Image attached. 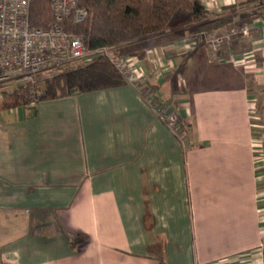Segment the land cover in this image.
I'll list each match as a JSON object with an SVG mask.
<instances>
[{
    "label": "crops",
    "instance_id": "0c3cea01",
    "mask_svg": "<svg viewBox=\"0 0 264 264\" xmlns=\"http://www.w3.org/2000/svg\"><path fill=\"white\" fill-rule=\"evenodd\" d=\"M183 45L132 59L154 91L193 81L190 103H166L185 139L128 82L0 106V264H264L245 70L235 50Z\"/></svg>",
    "mask_w": 264,
    "mask_h": 264
},
{
    "label": "trees",
    "instance_id": "16d2710c",
    "mask_svg": "<svg viewBox=\"0 0 264 264\" xmlns=\"http://www.w3.org/2000/svg\"><path fill=\"white\" fill-rule=\"evenodd\" d=\"M50 4L51 0H30L31 26H49L52 21ZM78 6L85 8L87 15L79 23L69 20L65 26L68 31L80 36L90 49L115 46L117 55L137 60L143 59L148 50L183 41L190 25L196 35H201L231 21L221 14L207 19L208 10L201 0H78ZM226 8L235 11L236 4L223 7ZM246 16L241 14V18ZM126 82L106 57L98 56L88 62L60 68L44 79L42 99L111 88ZM28 103L24 93L3 94L0 106L8 109ZM73 235L80 242L87 239L82 234Z\"/></svg>",
    "mask_w": 264,
    "mask_h": 264
},
{
    "label": "built area",
    "instance_id": "2783aa9c",
    "mask_svg": "<svg viewBox=\"0 0 264 264\" xmlns=\"http://www.w3.org/2000/svg\"><path fill=\"white\" fill-rule=\"evenodd\" d=\"M201 1L207 10L215 7L219 12L231 0ZM50 6L52 21L47 28H40L30 25V0H0L1 97L3 94L24 93L29 101L27 105H34L44 96V79L50 77L53 71L104 56L139 91L147 106L171 132L181 136L179 132L183 123L165 102L156 99L147 76L134 64L135 58L117 55L115 46L90 49L80 36L66 29L69 20L79 23L87 15V10L78 6V0H51ZM9 87L11 89L7 91ZM257 127L260 133L253 138L252 146L264 166V127L258 124Z\"/></svg>",
    "mask_w": 264,
    "mask_h": 264
},
{
    "label": "rangeland",
    "instance_id": "374dc122",
    "mask_svg": "<svg viewBox=\"0 0 264 264\" xmlns=\"http://www.w3.org/2000/svg\"><path fill=\"white\" fill-rule=\"evenodd\" d=\"M231 1L236 3L235 11L222 8L219 13L208 12L207 15V19H212L217 18L218 14H221L220 16L223 18L230 17L231 21L217 29L204 31L201 35H196L197 32L194 31V27L192 31V26L190 25L186 38L180 43L184 44L185 51L190 48L206 50L215 48L220 50L232 49L238 53L239 66L245 70L249 94L253 98L251 100L250 117L256 124L255 133L259 136L257 124L264 127V28L262 30L259 29L264 27L262 26L264 25V0ZM254 12H256V15L253 14ZM241 14L248 16L241 18ZM258 23L260 25H257ZM193 42L196 43V47L192 46L191 43ZM156 82L159 84V81ZM188 83L191 86L182 82L183 85L181 87L180 85H173L170 79L166 84L158 85L155 90L156 99L162 103L169 104L171 107L176 104L177 99L180 97L185 98L187 103H190L193 100L191 92L193 81H188ZM10 89L11 87L7 91ZM177 93H181V95H176ZM186 108L188 109V106ZM188 129V122H183V127L179 132L182 139L187 138ZM191 217L188 214L184 215L183 227L191 223Z\"/></svg>",
    "mask_w": 264,
    "mask_h": 264
}]
</instances>
